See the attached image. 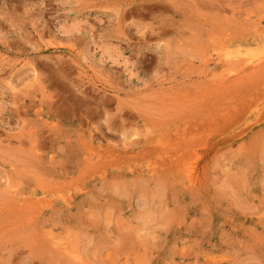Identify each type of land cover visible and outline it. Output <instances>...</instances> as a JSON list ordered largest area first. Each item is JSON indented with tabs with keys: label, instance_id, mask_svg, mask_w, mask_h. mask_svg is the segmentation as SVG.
Instances as JSON below:
<instances>
[{
	"label": "rangeland",
	"instance_id": "rangeland-1",
	"mask_svg": "<svg viewBox=\"0 0 264 264\" xmlns=\"http://www.w3.org/2000/svg\"><path fill=\"white\" fill-rule=\"evenodd\" d=\"M262 61L264 0H0V264H264Z\"/></svg>",
	"mask_w": 264,
	"mask_h": 264
},
{
	"label": "bare ground",
	"instance_id": "bare-ground-1",
	"mask_svg": "<svg viewBox=\"0 0 264 264\" xmlns=\"http://www.w3.org/2000/svg\"><path fill=\"white\" fill-rule=\"evenodd\" d=\"M258 61H259V60H258ZM258 61H257V59H256V62H255V61H253V62L258 63ZM262 62H263V61H262ZM246 63H247V62H246ZM263 63H264V62H263ZM247 65H248V64H247ZM252 65H253V64H252ZM258 65H259V64H258ZM249 66H250V65H249ZM263 66H264V65H263ZM263 66H262V68H264ZM246 68H247V67H246ZM249 68H250V67H249ZM254 68H255V70L257 69L256 66H254ZM258 69H259V68H258ZM251 70H252V69H251ZM259 70H260V69H259ZM248 72H249V71H248ZM257 72H258V70H257ZM251 73H252V72H251ZM252 74H253V73H252ZM261 74H262V73H261ZM263 74H264V73H263ZM263 74H262V75H263ZM247 76H248V75H247ZM90 129H91V128H90ZM92 130H93V129H92ZM95 130H97V128H95ZM93 133H94V132H93ZM95 134H96V133H95ZM95 134H94V136H95ZM91 135H93V134H91ZM91 135H90V136H91ZM90 139H91V138H90ZM145 143H146V142H145ZM147 144H148V143H147ZM136 145H137V144H136ZM134 146H135V145H134ZM87 152H88V151H87ZM98 161H99V160H98ZM85 165H86V164H85ZM192 171H193V170H192ZM192 171H190V172H192ZM186 172H187V171H186ZM188 176H190V174H189ZM191 179H192V178H191ZM195 179H196V178H195ZM194 182H195V181H194ZM193 184H194V183H193Z\"/></svg>",
	"mask_w": 264,
	"mask_h": 264
}]
</instances>
